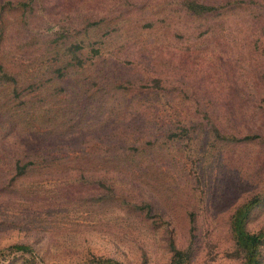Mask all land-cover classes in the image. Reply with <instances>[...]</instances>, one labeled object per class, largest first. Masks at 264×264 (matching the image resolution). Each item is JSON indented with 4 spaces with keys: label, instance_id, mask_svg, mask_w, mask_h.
<instances>
[{
    "label": "rangeland",
    "instance_id": "rangeland-1",
    "mask_svg": "<svg viewBox=\"0 0 264 264\" xmlns=\"http://www.w3.org/2000/svg\"><path fill=\"white\" fill-rule=\"evenodd\" d=\"M250 205L264 0H0V264H243Z\"/></svg>",
    "mask_w": 264,
    "mask_h": 264
},
{
    "label": "trees",
    "instance_id": "trees-1",
    "mask_svg": "<svg viewBox=\"0 0 264 264\" xmlns=\"http://www.w3.org/2000/svg\"><path fill=\"white\" fill-rule=\"evenodd\" d=\"M29 167L30 165L21 166L20 163L17 164L20 175H25ZM251 209L252 205L238 210L232 221L231 228L237 247L239 249H242L244 253L243 264H261L260 249L262 248V246H264V232L256 234L250 233L247 230V220ZM13 250L14 252L32 253V249L23 246H17L16 249ZM184 261L185 260L179 255V257H175L173 264H184ZM103 264L119 263L113 260H105Z\"/></svg>",
    "mask_w": 264,
    "mask_h": 264
}]
</instances>
